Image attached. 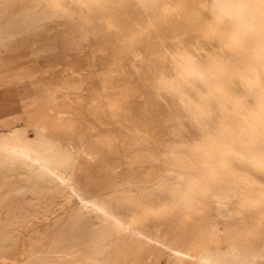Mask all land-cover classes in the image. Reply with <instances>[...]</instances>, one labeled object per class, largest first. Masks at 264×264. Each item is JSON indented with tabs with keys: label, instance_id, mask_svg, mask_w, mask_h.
Listing matches in <instances>:
<instances>
[{
	"label": "bare ground",
	"instance_id": "obj_1",
	"mask_svg": "<svg viewBox=\"0 0 264 264\" xmlns=\"http://www.w3.org/2000/svg\"><path fill=\"white\" fill-rule=\"evenodd\" d=\"M15 1L0 0V15ZM42 1L28 4L31 22L40 19ZM134 1L182 18L186 11L185 0ZM191 1L194 7L172 35L177 48H167L159 37L156 46L136 53L146 63L140 87L169 103L168 117L175 124L169 133L190 135L164 149L163 129L150 125L146 109L142 115L131 113V95L111 94L107 104L119 129L99 133L80 150L105 163L102 176L118 167L106 162L117 155L130 169L128 179L110 180L103 194L80 196V204L64 218L35 229L39 241L24 249L22 262L9 264H139L146 245L167 249L168 264H264V244L222 241V233L216 240L219 223L195 226L189 212L194 202L209 197L227 209L231 196L259 201L264 210V0ZM188 34L195 39L185 44ZM204 107L216 111L210 123L201 117ZM71 127L57 142L44 132L45 122L36 124L34 138L25 128L9 127L0 134V170L16 166L32 189L69 200L64 188L79 152L76 126ZM174 210L183 215L171 229L154 222ZM19 232L16 218L0 210V250L17 244ZM157 260L151 254L145 264Z\"/></svg>",
	"mask_w": 264,
	"mask_h": 264
},
{
	"label": "rangeland",
	"instance_id": "obj_2",
	"mask_svg": "<svg viewBox=\"0 0 264 264\" xmlns=\"http://www.w3.org/2000/svg\"><path fill=\"white\" fill-rule=\"evenodd\" d=\"M31 1L35 0H16L0 15V134L9 127L19 126L34 138L36 124L45 122L44 132L57 142L65 139V132L71 131L74 124L78 162L68 180L69 186L64 188L69 200L62 201L63 198L48 191L32 189L26 175L14 170L16 166L0 170V210L7 212L9 218H16L20 229L17 244L7 251L0 250V264L22 262L24 249L39 241L40 232L35 229L43 230L47 223L64 218L80 204V196L103 194L110 180L128 179L130 169L121 165L117 155L108 156L106 162L118 167H112L102 176L100 170L105 163L89 159L80 150L99 133L119 129L107 104L111 94L121 91L131 95L128 104L131 113L142 115L146 109L150 125L163 129L160 141L164 149L190 135L184 132L173 137L169 133L175 126L168 117L169 103L161 102L147 88L140 87L146 63L136 53L156 46L159 37L167 48H177L179 44L173 39V32L180 29L195 1L185 0L182 18L134 0H59L58 3L45 0L37 9L41 14L37 22L30 21L33 12L27 6ZM175 1L178 0H166ZM194 39V34H188L183 40L188 44ZM215 114V109L204 107L201 117L210 123ZM60 115L63 119H59ZM188 126L190 132L194 130L193 125ZM226 204L227 209L219 204L217 197L196 201L189 208L190 222L195 226L218 222L216 240L252 239L263 245L261 202H238L231 196ZM182 215L174 210L154 222H160L168 230ZM141 254L139 264H145L151 254L158 257L159 264H168L170 257L167 249L150 245L143 247Z\"/></svg>",
	"mask_w": 264,
	"mask_h": 264
}]
</instances>
